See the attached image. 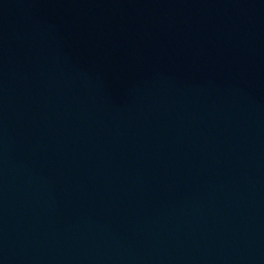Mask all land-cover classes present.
Masks as SVG:
<instances>
[{"label":"water","instance_id":"obj_1","mask_svg":"<svg viewBox=\"0 0 264 264\" xmlns=\"http://www.w3.org/2000/svg\"><path fill=\"white\" fill-rule=\"evenodd\" d=\"M0 264H264V0H0Z\"/></svg>","mask_w":264,"mask_h":264}]
</instances>
